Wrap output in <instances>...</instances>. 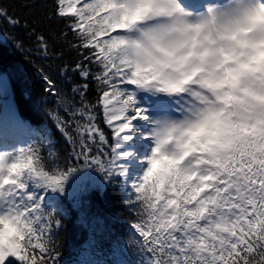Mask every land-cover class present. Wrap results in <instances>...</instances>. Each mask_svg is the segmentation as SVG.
<instances>
[{"label":"snow or ice","instance_id":"obj_1","mask_svg":"<svg viewBox=\"0 0 264 264\" xmlns=\"http://www.w3.org/2000/svg\"><path fill=\"white\" fill-rule=\"evenodd\" d=\"M51 17L79 58L56 70L64 93L39 70L51 130L0 106V264H61L66 213L109 190L132 234L79 264H264V0H53ZM0 20L62 55L27 18Z\"/></svg>","mask_w":264,"mask_h":264},{"label":"trees","instance_id":"obj_2","mask_svg":"<svg viewBox=\"0 0 264 264\" xmlns=\"http://www.w3.org/2000/svg\"><path fill=\"white\" fill-rule=\"evenodd\" d=\"M26 0H0V6L7 11L16 13L22 19L27 18L34 23L37 34L43 33L53 47V50L62 53L59 59H42L35 54V37L30 36L22 27L10 29L0 20L3 31L11 36L13 33L21 36L25 41L26 51H19L8 42L6 38H0V73L3 74V84L6 96L11 98L15 108L30 122L40 124L49 130L52 123L42 111L39 103L42 98L49 101L48 107H57L56 97L46 96L40 69L53 75L57 81V88L62 93L67 92L69 85L67 81L56 70L64 63L72 64L79 58V52L68 46L72 41L69 34L68 41L57 39L61 31H66L65 21L51 17L53 0H36L30 8H24ZM29 52L32 54L29 55ZM75 79V77H73ZM98 93L93 85L89 92V99L95 102ZM101 127H105L100 119ZM106 129V127H105ZM107 131V129H106ZM82 183H91L93 178L85 177ZM89 207L83 211L72 209L66 213L65 223L60 231L62 238L61 264H79L82 259L111 260L108 249L113 238H123L127 241L132 234L128 222L132 219L127 208L121 202L120 193L116 190L97 193L89 198ZM101 217L99 224L96 217ZM95 233L96 249L90 250L87 257L81 255L82 250L87 247L86 240ZM132 257H129L131 259Z\"/></svg>","mask_w":264,"mask_h":264},{"label":"rangeland","instance_id":"obj_3","mask_svg":"<svg viewBox=\"0 0 264 264\" xmlns=\"http://www.w3.org/2000/svg\"><path fill=\"white\" fill-rule=\"evenodd\" d=\"M0 38L3 39V37H0ZM5 96H6V91H5L4 95H3V97H0V106H2L3 104H7L8 103V101H7L8 99H3ZM4 118H5V121L7 122L8 118H9V114L7 112H5ZM101 120H102V118H101ZM102 123H103V120H102ZM20 139H22V138H20Z\"/></svg>","mask_w":264,"mask_h":264},{"label":"bare ground","instance_id":"obj_4","mask_svg":"<svg viewBox=\"0 0 264 264\" xmlns=\"http://www.w3.org/2000/svg\"><path fill=\"white\" fill-rule=\"evenodd\" d=\"M7 101H8V103L13 104L12 101L9 99ZM6 142L13 143L14 142V135H12L11 133H6Z\"/></svg>","mask_w":264,"mask_h":264},{"label":"water","instance_id":"obj_5","mask_svg":"<svg viewBox=\"0 0 264 264\" xmlns=\"http://www.w3.org/2000/svg\"><path fill=\"white\" fill-rule=\"evenodd\" d=\"M9 100H11V98H8ZM12 101V100H11ZM13 103V102H12Z\"/></svg>","mask_w":264,"mask_h":264}]
</instances>
